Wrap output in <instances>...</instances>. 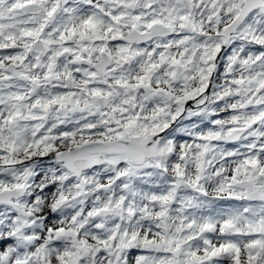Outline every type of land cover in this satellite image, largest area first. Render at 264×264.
<instances>
[{"label": "snow or ice", "instance_id": "6c2138e0", "mask_svg": "<svg viewBox=\"0 0 264 264\" xmlns=\"http://www.w3.org/2000/svg\"><path fill=\"white\" fill-rule=\"evenodd\" d=\"M0 264H264V0H0Z\"/></svg>", "mask_w": 264, "mask_h": 264}, {"label": "flooded vegetation", "instance_id": "af4514ba", "mask_svg": "<svg viewBox=\"0 0 264 264\" xmlns=\"http://www.w3.org/2000/svg\"><path fill=\"white\" fill-rule=\"evenodd\" d=\"M189 103H191V102H189Z\"/></svg>", "mask_w": 264, "mask_h": 264}]
</instances>
